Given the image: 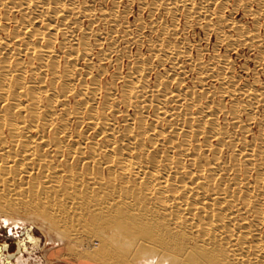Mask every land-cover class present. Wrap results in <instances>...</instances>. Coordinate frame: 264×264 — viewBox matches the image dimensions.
I'll return each mask as SVG.
<instances>
[{
    "label": "bare ground",
    "instance_id": "1",
    "mask_svg": "<svg viewBox=\"0 0 264 264\" xmlns=\"http://www.w3.org/2000/svg\"><path fill=\"white\" fill-rule=\"evenodd\" d=\"M254 1L256 9H251ZM229 3L253 18V28L221 16ZM148 5L152 12L164 8L172 22L180 13L185 25L194 19L203 20L204 32H214L215 41L220 43L229 40V45H264V34L258 32L263 27L264 0H150ZM98 11L97 15L94 8L77 0H0V23L5 13L18 15L4 18V24L10 22L13 27L9 40L8 26L0 25V103H8L7 114L0 109V161L18 165L19 153L35 157V164L29 161L23 171L32 175L37 169L41 173L30 184L8 183L7 196L0 199V218L31 224L43 220L54 234L44 242L52 245L49 252L55 242H60L97 262L172 264L166 256L176 254L173 260L178 264H264L260 190L264 179V119L259 121L258 135L249 140L229 130L228 120L234 127L243 122L242 134L248 131L253 120L249 103L232 101L226 107L210 99L209 86L202 82L199 92L183 89L181 58L188 54L165 40L151 44L145 57L135 55L124 74L117 66L109 72L105 63L112 61L114 41L92 27L105 18L112 21L113 13ZM83 17L91 22L77 35L74 31L83 29ZM222 23L233 34L224 33ZM104 42L107 47L94 52ZM152 59L160 65L168 63L169 68L151 78ZM189 60L200 77L218 82L215 94H236L232 78L223 73L226 59L215 71L202 68L198 59ZM241 92L254 102L264 98V87ZM53 105L58 106L60 116ZM68 114L74 115L76 128L83 122L85 129L102 141L96 143L82 136L68 145ZM38 146L42 151L49 149V154ZM223 149L235 151L243 160L237 162L233 157L231 161L223 156ZM75 153L81 163L91 165L84 172L71 163ZM114 163L120 181L116 185L112 182L110 170L109 185L104 190L101 171L104 165ZM4 173H0V186L4 185ZM130 175L140 181L142 192L130 186ZM150 195L160 204L161 214L149 208L146 197ZM115 211L120 215L117 225L121 224V231L109 235L103 225ZM103 218V225H94ZM85 225L88 229L83 228ZM186 228L199 238L198 247L181 242L179 231ZM93 233L96 238L88 241ZM107 238L113 246L105 242ZM212 245L221 247L222 254ZM127 250L122 260V252ZM47 251L45 256L53 252ZM155 254L165 257L162 260L166 262L161 263ZM47 263L53 264L50 260Z\"/></svg>",
    "mask_w": 264,
    "mask_h": 264
},
{
    "label": "rangeland",
    "instance_id": "2",
    "mask_svg": "<svg viewBox=\"0 0 264 264\" xmlns=\"http://www.w3.org/2000/svg\"><path fill=\"white\" fill-rule=\"evenodd\" d=\"M77 2L80 5L86 4L87 6L88 5L91 6L92 8H94L97 15L99 13L98 10H103L113 13L112 21L109 18H105L103 20H99L96 23H94L95 25H93L92 27V29L105 32L106 37L114 41V46L116 51L112 55L113 59L111 58L112 60V61L110 60L111 63L110 62L105 63V66L109 65L108 66V69H110L109 72L114 71V68L117 66V68L120 71H122V73L124 74L126 72L125 71L126 64L129 61L133 60L135 55L140 54L142 57H145L148 53V48L150 47V45L158 40H165L172 44H177L178 46H181L188 54V57L181 58L182 69L185 70V71L183 70L184 74L181 77V81H182L181 87L183 89L193 88L192 90L195 89L194 90L195 92H199L198 91L199 84L201 85L202 82L204 87L207 88L209 86L208 88L209 93L210 94L212 93L210 95V99H212L213 101L217 100V102L221 101V103L226 107L230 106V104H232L231 103L232 101L233 102L237 101L238 103H243L246 101V103H249L250 105L249 111L253 116V120L251 124L249 123L250 125H248L249 127L248 131L242 134L241 131L242 129H240V127H241V123L243 122H241L240 124L238 123L239 127H234V125L232 124L233 122H231L230 120L227 121L228 122L227 128L229 130H236L235 132L237 133V135L239 136L242 135L241 137L242 138L244 137V139L247 140L252 139L258 135L260 129L259 121H261L262 118L264 119V101H263L264 98L262 99V101L258 100L259 102L258 101L254 102L250 99L249 94L247 93L243 94L241 91L244 88L261 89V87H264V45H261L260 43L257 42H251V43L245 42V43H238L236 45L235 44L229 45L230 44L229 40L228 43L227 41H223L220 43L218 41H215L217 37L214 32L211 33L204 32L203 20L194 19L192 20L193 23L191 22L185 25L184 17L180 13L177 15L175 22H172L171 14L165 11L164 8H158L153 12L151 11L150 6L148 5L150 0H77ZM231 5H232L231 3L226 5V8H224V10L222 11L221 16L223 18H228V19L231 18V20L234 21L235 23L243 26H248L249 28H251L253 26L252 23L253 18L249 15H246L244 11L241 9L234 10ZM250 7L251 9L254 8L256 9L255 1L250 3ZM17 16H18L17 14L12 15L11 13H5L3 19L1 20L0 25L8 26L7 27L8 40L10 37H12L13 27L10 22L4 24L5 23L4 18L17 17ZM80 22H81V27L83 29L82 30L75 29L76 31L74 32L77 35L82 34L85 27L91 22V20H89V18L83 17L80 19ZM223 23L220 26L221 29L224 31V33L233 34V32H230L226 29ZM70 30L73 31V29L71 28ZM258 32L261 36L264 34V21H263V27L260 26L258 28ZM106 42L102 43V45H100L99 47H95L94 52L106 48L107 47ZM96 59L97 58L93 56L92 61L94 62L95 65H97ZM189 59H198L201 63L202 68L206 70L212 69L214 71L220 69L222 66L221 65L222 61L226 59L227 65L225 66V68H223V73L227 77L232 78L233 80L234 88L236 89V94L233 95L234 97L232 96L233 99L232 97H227V96L220 97L219 95L215 94L214 92L216 87L218 86V82L211 78L203 79V77H200L197 71L191 67V63L189 62L190 61ZM151 62L153 67L152 73L150 75L151 78L155 77L156 75L163 74L165 70L169 68L168 63H164L163 65H160L159 62L154 59H152ZM120 85H121L120 81L116 83L117 93L120 90ZM104 86L105 83H103V87ZM172 86L175 87L173 83ZM59 90H60L59 87L56 86L55 88L56 93H59ZM251 104L254 105L251 106ZM0 105H1L0 106L1 113L7 114L8 112L7 101H3L2 103H0ZM53 109L55 110L56 114L57 115L59 114L60 116V111L58 106L53 105ZM245 118L246 116L242 115V119L244 120ZM66 122L69 123V128H70V137L66 141L68 145H71V143H73L76 137H82V136L96 143L102 141V137L94 136L92 132L87 131L85 129V125H83V122L81 123V127L76 128L77 125L75 124V117L73 114L67 115ZM117 127L119 129L122 127L120 118L117 120ZM4 133H6V130H4ZM239 146L240 145L238 144V148ZM37 148L38 150L40 149L42 151L41 147L38 146ZM157 149L161 150L163 149V147L158 146ZM48 150L49 149H46L43 150L42 152L49 154ZM16 151H19V149H17ZM234 152L235 151H231L230 149L227 150L223 149L222 153L224 157L227 156L228 158H230L231 161L234 158H238L237 162H241L243 158L235 156ZM64 160L65 159L62 160L63 164L65 162ZM262 160L264 162V153ZM16 161L20 162V164L14 165L13 162V163H7V165H3L2 161H0V173H4L7 170L9 171L8 174L4 173L2 175L4 179V185L2 183V186H0V199L6 198L9 187L8 183L10 181L13 182L12 184L13 186L30 184L33 181L32 180L33 177L39 178L41 174L40 171H37V169L33 172L32 175L26 174L23 171V166L27 165L29 161L35 164L36 162L35 157L28 158L25 155L19 153ZM71 163L74 168L78 167L83 172L85 171V169L91 166L89 163H81L78 153L73 154ZM4 166H6V168ZM110 170L113 173L112 182H114L115 185L118 184L121 178L120 173H118L116 163H114L111 167L104 165L101 171L102 174L101 186L104 188V190L109 185V180L111 177L109 176L108 172ZM251 177L252 178L255 177V172L251 173ZM128 179L130 181L129 184L131 187L138 188L142 192L143 190L142 184L140 183V181H138V179H136V177L130 175ZM260 190L263 195L262 202L264 204V179L260 181ZM121 195H123V193H121ZM146 200L148 201V204L150 206L149 208L151 209L152 212L161 214V206L160 204L157 203L153 195L146 197ZM118 214L119 212L117 211L110 213L109 215L110 221L106 225H103L104 224L103 221L105 218L100 220L94 219L96 221L94 225L95 226L103 225L105 226L104 228L105 233L111 235V233L113 232L116 235L121 231V224L117 225V223H121L118 220V218L120 217V215ZM114 216L116 217L114 218ZM40 221L41 220H35L33 224H31L30 222L13 223L11 220L5 222L3 218H0V245L7 243L8 241H10V239L15 240L14 237H16V236L8 235V233H4L3 231H1V228L3 229V227H5L6 231L10 230L11 232L18 230L19 233L24 232V230L26 229L32 233L33 237H38V239L40 240L39 243L42 245V251L41 248H39L38 256L41 257L43 264H48L47 260L52 261L53 264H112L108 261L104 263L103 260L102 261L99 260L97 262L91 259L90 256L82 255L81 251L77 250L75 247L72 248L70 246L67 247L64 243H60V242L59 243L55 242L53 248L50 249L51 251H53L52 254L51 255L48 254L45 256L44 252L46 250H48L47 252H49V247L52 245H44V242H46V238H48L49 235H54V234H53V230L49 228L47 223L45 224L43 220L41 222ZM83 228L88 229V226L85 225ZM179 236L181 237V242L184 245H188L192 248H196L201 244L199 238L191 228L189 229L186 228V230H180ZM20 237H22L21 234ZM126 237L128 236L126 235ZM95 238L96 237L94 236L93 233L90 236V238H87V240L91 241V239H95ZM118 240L122 241L121 237H119ZM105 242L113 246V243L110 241V238L105 239ZM43 246L44 247L46 246L44 250H43ZM9 248L10 250L15 251L14 245L11 244ZM212 248L215 249L216 252H218L219 254H222L223 252V249L221 247H215L212 245ZM122 253H123L122 254L123 258L122 257L121 258L122 260H124L125 256L128 255V250ZM141 255L137 261H139L140 258H142ZM114 257H119V256L114 255ZM155 257L159 259V261H162L161 263L166 262L162 260L165 259V257H163L160 254H155ZM166 257L168 261L171 262L172 264H178L177 261L173 260L178 257L176 254H172V255L168 254ZM128 258L130 257L128 256ZM8 262L9 261L4 260L5 264ZM123 263L126 264L125 261ZM16 264H26V262L19 259Z\"/></svg>",
    "mask_w": 264,
    "mask_h": 264
},
{
    "label": "flooded vegetation",
    "instance_id": "3",
    "mask_svg": "<svg viewBox=\"0 0 264 264\" xmlns=\"http://www.w3.org/2000/svg\"><path fill=\"white\" fill-rule=\"evenodd\" d=\"M1 231L16 237H14L15 240L10 239L7 243L0 245V264H5L4 260L9 261L6 264H16L19 259L25 261L26 264H43L41 257L38 256L39 248H41L42 251V245L39 243L40 240L38 237H33L32 233L26 229L24 232L19 233L18 230L12 232L10 230L6 231L5 227H3V229L1 228ZM20 234L22 237H20ZM6 244L7 250L4 249V245ZM11 244L14 245V250H16L18 246L20 249L13 258L9 257V255L14 252L9 248Z\"/></svg>",
    "mask_w": 264,
    "mask_h": 264
},
{
    "label": "water",
    "instance_id": "4",
    "mask_svg": "<svg viewBox=\"0 0 264 264\" xmlns=\"http://www.w3.org/2000/svg\"><path fill=\"white\" fill-rule=\"evenodd\" d=\"M16 252H18V248H16V250H15L13 253H11V254L9 255V257H10V258H13L14 254H15Z\"/></svg>",
    "mask_w": 264,
    "mask_h": 264
}]
</instances>
